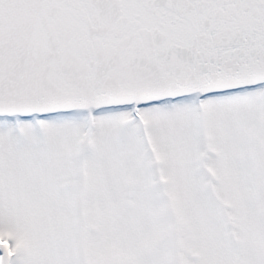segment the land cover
I'll list each match as a JSON object with an SVG mask.
<instances>
[{"label": "snow or ice", "instance_id": "obj_1", "mask_svg": "<svg viewBox=\"0 0 264 264\" xmlns=\"http://www.w3.org/2000/svg\"><path fill=\"white\" fill-rule=\"evenodd\" d=\"M0 264H264V0H0Z\"/></svg>", "mask_w": 264, "mask_h": 264}]
</instances>
